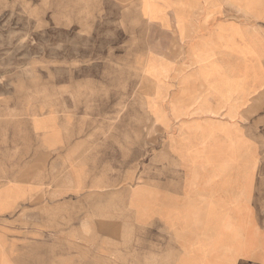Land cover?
Listing matches in <instances>:
<instances>
[{
  "label": "rangeland",
  "instance_id": "1",
  "mask_svg": "<svg viewBox=\"0 0 264 264\" xmlns=\"http://www.w3.org/2000/svg\"><path fill=\"white\" fill-rule=\"evenodd\" d=\"M103 1L0 0V145L8 142L9 135L11 143L25 142L34 117L52 110L64 113L68 123L74 121L76 135L98 131L101 120L108 132L112 126L137 127L140 141L135 148L123 143L122 149L100 150L92 145L81 151L87 161L92 154L93 164L98 156H106L108 179L118 171L114 165H123L112 182L92 183L90 197H77L82 192V175L71 182L75 188L69 189L76 197L72 192L70 197L65 194L66 176L61 167L57 197L47 199L53 201L32 195L12 212L0 215V263L179 264L177 259H185L180 263L204 264L211 237L216 235L231 243L238 238V252H243L247 242H256L264 232V0H234L233 54L227 55L229 63L234 62L235 70L228 71V78L233 75L230 83L236 94L234 114L229 111L228 115L235 125L250 128L251 145L257 151L252 213L245 209L239 213L246 222L239 225L230 224L221 207L217 215L209 209L188 214L181 207L172 208L168 218L139 223L130 206V192L151 176L162 177L168 169L176 179L186 175L185 166L170 151L172 133L162 128L167 130L168 119V127L178 124L179 117H165L164 122L155 114L154 124L148 126L146 117L127 115L131 108L144 115L153 103L147 101L142 86L146 78L153 77L148 86L157 97L166 98L174 87L162 85V69L148 67L146 27L136 7L129 0L108 7ZM227 56L220 54V61H227ZM114 92L122 93L118 111L91 118L90 111L100 108L98 94L108 102ZM153 104L162 112L161 101ZM221 109L212 119L215 124L224 118ZM142 127L145 132L152 129L148 143L141 141L146 136L141 134ZM106 140L111 146V132ZM194 168L190 167L191 173ZM192 178L188 173V181ZM98 191L110 196H95Z\"/></svg>",
  "mask_w": 264,
  "mask_h": 264
},
{
  "label": "crops",
  "instance_id": "2",
  "mask_svg": "<svg viewBox=\"0 0 264 264\" xmlns=\"http://www.w3.org/2000/svg\"><path fill=\"white\" fill-rule=\"evenodd\" d=\"M128 2L136 7L145 23L146 46L150 59L148 67L162 69V85L174 88L166 98L157 97L148 86L154 80L153 77L146 78L142 86L146 87L147 101H161L162 112L158 105L152 103L144 115H140V111L133 108L127 115H137V118L142 116L143 119L146 117L148 126L150 122L154 124L156 115L164 122L165 117L171 119L178 116V124L168 127V119L167 130L164 126L162 128L164 133H172L168 138L170 151L177 156V163L185 166L186 171V175L183 173L181 179H176L168 169L162 173V177L151 176L130 192V206L137 213L141 221L139 223H154L168 218L172 208L177 210L180 207L188 214L207 213L209 209L215 215L219 214L221 207L224 208L223 213L228 216L230 224L246 223L239 213L244 209L247 214L252 213L251 202L257 188L253 173L257 151L251 145L250 128L235 125L228 115L229 111L234 114L236 101V94L230 83L233 75L228 78V71L235 70L234 62L229 63L227 56L233 54L234 0ZM102 4L107 7L120 6L122 2L105 0ZM225 53L227 61H220V54ZM224 75H227L226 78ZM100 85L101 83L97 84ZM96 91L100 89L96 88ZM101 97L98 94L100 108L90 111L91 118L106 117V112L114 115L118 111L117 102H122L121 92L110 93L108 102L106 98L101 100ZM132 97L133 94L130 95ZM109 105L111 109L107 110ZM220 107L224 118L215 124L212 119L218 114ZM98 124V131L76 135L72 131L74 121L68 123L64 113L43 111L34 117L33 128L27 137H23L25 142L11 143L12 135H9L8 142L0 145V178L4 181L0 185V215L12 212L32 195L41 201L43 198L47 200L57 197L56 186L61 167L62 175L66 176L65 194L68 197L71 196L70 192L72 197H76L74 191L69 189L70 186L75 188L71 182L78 181L80 175L82 177L79 190L82 192L77 197H83V200L91 196L89 191L92 183L103 185L116 179L115 175L123 167L122 164L114 165L118 171L111 173V179H108L106 156H98L93 164L90 159L92 154H89L87 161V155L84 156L81 151L91 148L92 145L100 150L122 149L123 143L125 147L128 144L131 148L138 147V128L112 126V145L108 146L106 139L110 132L104 122L100 120ZM149 130L152 129H146L145 132L142 127L141 134H146L141 138L142 142L148 143L152 139ZM150 162L154 163L155 159ZM192 165L195 168L191 173ZM188 173L193 175L190 181ZM114 192L121 193L116 190ZM97 195L110 196L103 191H98L95 196ZM35 210L38 213L39 206L36 205ZM210 242L209 256L204 264H264V232L256 242H247L241 253L238 252V238L231 243L230 239L216 235L211 237ZM198 252L201 253V249ZM180 261L187 262L185 259H177L179 264H183Z\"/></svg>",
  "mask_w": 264,
  "mask_h": 264
}]
</instances>
